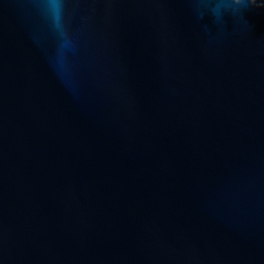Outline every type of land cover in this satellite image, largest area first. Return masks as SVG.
Segmentation results:
<instances>
[{"label":"water","instance_id":"obj_1","mask_svg":"<svg viewBox=\"0 0 264 264\" xmlns=\"http://www.w3.org/2000/svg\"><path fill=\"white\" fill-rule=\"evenodd\" d=\"M0 0V264H264V0Z\"/></svg>","mask_w":264,"mask_h":264},{"label":"clouds","instance_id":"obj_2","mask_svg":"<svg viewBox=\"0 0 264 264\" xmlns=\"http://www.w3.org/2000/svg\"><path fill=\"white\" fill-rule=\"evenodd\" d=\"M231 2L235 5H240V6H246L248 3L255 4L254 0H231ZM49 4L50 6L52 5L55 6L53 17L57 23V26L59 27V14H60V9H61L60 0H49Z\"/></svg>","mask_w":264,"mask_h":264}]
</instances>
